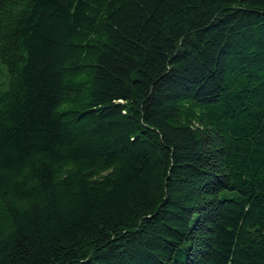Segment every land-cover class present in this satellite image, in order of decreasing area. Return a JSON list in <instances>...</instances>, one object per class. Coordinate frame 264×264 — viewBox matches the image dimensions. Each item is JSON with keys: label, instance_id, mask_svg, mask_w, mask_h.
Returning <instances> with one entry per match:
<instances>
[{"label": "trees", "instance_id": "16d2710c", "mask_svg": "<svg viewBox=\"0 0 264 264\" xmlns=\"http://www.w3.org/2000/svg\"><path fill=\"white\" fill-rule=\"evenodd\" d=\"M0 264H264V0H0Z\"/></svg>", "mask_w": 264, "mask_h": 264}, {"label": "rangeland", "instance_id": "374dc122", "mask_svg": "<svg viewBox=\"0 0 264 264\" xmlns=\"http://www.w3.org/2000/svg\"><path fill=\"white\" fill-rule=\"evenodd\" d=\"M7 69L0 60V94L7 88Z\"/></svg>", "mask_w": 264, "mask_h": 264}]
</instances>
